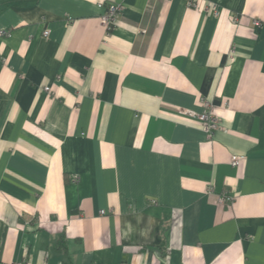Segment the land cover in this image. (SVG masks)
<instances>
[{
	"label": "crops",
	"instance_id": "0c3cea01",
	"mask_svg": "<svg viewBox=\"0 0 264 264\" xmlns=\"http://www.w3.org/2000/svg\"><path fill=\"white\" fill-rule=\"evenodd\" d=\"M204 98L214 135L179 113ZM17 262L264 264V0H0V264Z\"/></svg>",
	"mask_w": 264,
	"mask_h": 264
},
{
	"label": "built area",
	"instance_id": "2783aa9c",
	"mask_svg": "<svg viewBox=\"0 0 264 264\" xmlns=\"http://www.w3.org/2000/svg\"><path fill=\"white\" fill-rule=\"evenodd\" d=\"M122 11V6L121 5H110L106 11V13L102 16V21L108 29H111L116 21L117 15ZM255 25H259V21H254ZM6 31H2V33H5ZM44 36H49L50 34V29L46 28L43 32ZM44 90L49 92L51 90L50 86H45ZM202 105L205 107V110L203 112H196L191 109H180L179 113L183 115H187L192 118L198 119L204 126V128L210 133V135H214V132L216 129L219 127V117L212 112L211 104L210 101L207 98H204L202 100ZM241 156L235 155L232 158V164L237 165L240 161ZM212 187H208V191H212ZM232 199V196L228 195H220L218 197V202L224 203L225 201L227 202L228 200ZM101 213H104V210L101 211ZM14 264H21L20 262L14 263Z\"/></svg>",
	"mask_w": 264,
	"mask_h": 264
},
{
	"label": "trees",
	"instance_id": "16d2710c",
	"mask_svg": "<svg viewBox=\"0 0 264 264\" xmlns=\"http://www.w3.org/2000/svg\"><path fill=\"white\" fill-rule=\"evenodd\" d=\"M62 248H64V256H66V254H67L66 247L62 245ZM64 262H66V261H64Z\"/></svg>",
	"mask_w": 264,
	"mask_h": 264
}]
</instances>
